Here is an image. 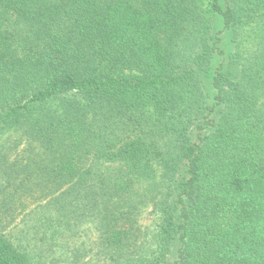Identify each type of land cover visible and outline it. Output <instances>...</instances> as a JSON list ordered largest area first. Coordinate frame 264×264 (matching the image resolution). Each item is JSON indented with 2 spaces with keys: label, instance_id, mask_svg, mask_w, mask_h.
Masks as SVG:
<instances>
[{
  "label": "trees",
  "instance_id": "obj_1",
  "mask_svg": "<svg viewBox=\"0 0 264 264\" xmlns=\"http://www.w3.org/2000/svg\"><path fill=\"white\" fill-rule=\"evenodd\" d=\"M10 131L0 264H37L8 230L53 197L109 264H264V0H0Z\"/></svg>",
  "mask_w": 264,
  "mask_h": 264
},
{
  "label": "rangeland",
  "instance_id": "obj_2",
  "mask_svg": "<svg viewBox=\"0 0 264 264\" xmlns=\"http://www.w3.org/2000/svg\"><path fill=\"white\" fill-rule=\"evenodd\" d=\"M216 27L220 29V24L216 23ZM227 48L229 53L237 55L238 48H235L231 39ZM251 48L252 45L247 41L239 53L244 58L248 57ZM26 146V139L20 132L10 131L0 137V192L7 183L3 176L4 170L18 154L26 155ZM1 197L0 195V200L4 198ZM53 198L39 202L28 200L26 210L18 211L17 220L8 230L15 243L22 244L37 264H109L95 223L85 220L76 225L71 221V228L65 224L58 226L56 205L50 204V200L55 203ZM141 210L142 212L137 213V225L141 230L140 237L145 240V249H148L152 247L150 245L154 231L151 213L153 203L149 206L141 205Z\"/></svg>",
  "mask_w": 264,
  "mask_h": 264
}]
</instances>
